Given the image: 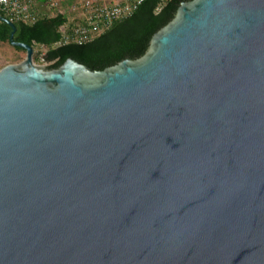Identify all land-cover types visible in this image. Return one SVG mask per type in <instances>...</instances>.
<instances>
[{
    "label": "water",
    "instance_id": "1",
    "mask_svg": "<svg viewBox=\"0 0 264 264\" xmlns=\"http://www.w3.org/2000/svg\"><path fill=\"white\" fill-rule=\"evenodd\" d=\"M0 69V264H264V0H188L146 53Z\"/></svg>",
    "mask_w": 264,
    "mask_h": 264
},
{
    "label": "trees",
    "instance_id": "2",
    "mask_svg": "<svg viewBox=\"0 0 264 264\" xmlns=\"http://www.w3.org/2000/svg\"><path fill=\"white\" fill-rule=\"evenodd\" d=\"M184 1L188 0H145L130 17L116 22L99 37L83 44L60 42L61 27L67 21L64 14L43 17L35 23L15 21L14 40L47 48L42 57L34 54V61L47 62L49 68H58L66 59L74 58L93 70H102L127 57L137 59L143 56L153 35L175 17ZM0 14L5 16L1 9ZM12 30L6 21L0 20V42L12 45ZM14 47L26 52L21 47Z\"/></svg>",
    "mask_w": 264,
    "mask_h": 264
},
{
    "label": "built area",
    "instance_id": "3",
    "mask_svg": "<svg viewBox=\"0 0 264 264\" xmlns=\"http://www.w3.org/2000/svg\"><path fill=\"white\" fill-rule=\"evenodd\" d=\"M144 1L0 0V9L13 22L35 23L43 17L64 14L67 21L61 27L60 42L83 44L99 37L116 22L130 17Z\"/></svg>",
    "mask_w": 264,
    "mask_h": 264
},
{
    "label": "rangeland",
    "instance_id": "4",
    "mask_svg": "<svg viewBox=\"0 0 264 264\" xmlns=\"http://www.w3.org/2000/svg\"><path fill=\"white\" fill-rule=\"evenodd\" d=\"M35 56L42 57V54L46 52L47 48L35 45ZM26 52H22L15 48L8 42H0V69L9 64H17L24 60ZM45 63V62H44ZM48 65L47 63H45Z\"/></svg>",
    "mask_w": 264,
    "mask_h": 264
}]
</instances>
